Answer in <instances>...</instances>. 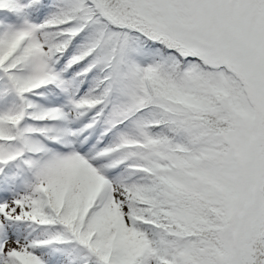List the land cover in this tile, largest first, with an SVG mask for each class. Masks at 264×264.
Returning a JSON list of instances; mask_svg holds the SVG:
<instances>
[{"label": "snow or ice", "instance_id": "6c2138e0", "mask_svg": "<svg viewBox=\"0 0 264 264\" xmlns=\"http://www.w3.org/2000/svg\"><path fill=\"white\" fill-rule=\"evenodd\" d=\"M0 264H264V0H0Z\"/></svg>", "mask_w": 264, "mask_h": 264}]
</instances>
